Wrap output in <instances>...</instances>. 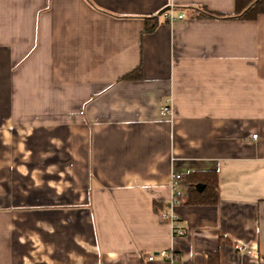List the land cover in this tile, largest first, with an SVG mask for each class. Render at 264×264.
Wrapping results in <instances>:
<instances>
[{"label": "crops", "instance_id": "0c3cea01", "mask_svg": "<svg viewBox=\"0 0 264 264\" xmlns=\"http://www.w3.org/2000/svg\"><path fill=\"white\" fill-rule=\"evenodd\" d=\"M203 8L234 0H0V264H264V14Z\"/></svg>", "mask_w": 264, "mask_h": 264}, {"label": "trees", "instance_id": "16d2710c", "mask_svg": "<svg viewBox=\"0 0 264 264\" xmlns=\"http://www.w3.org/2000/svg\"><path fill=\"white\" fill-rule=\"evenodd\" d=\"M166 10V9H165ZM164 11V10H163ZM159 14L145 20L144 33L152 32L158 23ZM203 13L197 16L210 17H234L242 20H255L259 15L264 14V0H234V11L232 14H223L202 9ZM141 67L125 74L122 79L135 80L141 78ZM181 186H185L184 194L178 193L179 204L185 205H214L218 200L217 174L214 170L188 173L182 177ZM209 264H219V257L216 251L209 252Z\"/></svg>", "mask_w": 264, "mask_h": 264}, {"label": "built area", "instance_id": "2783aa9c", "mask_svg": "<svg viewBox=\"0 0 264 264\" xmlns=\"http://www.w3.org/2000/svg\"><path fill=\"white\" fill-rule=\"evenodd\" d=\"M161 16H163V18L168 23H172L173 21L181 20L185 18V14H183L182 12L174 13L172 9L164 10ZM161 111L163 114L171 113V105H170L169 100L165 101L164 105L162 106ZM253 137H256V135H254ZM181 180H182L181 174L176 173V172L171 173L169 187H170V192H171L170 204L172 207L180 203L177 197V194L179 193L180 188H181ZM158 217L160 221L169 224L173 236H183L184 235L185 229L182 226L180 219L178 218L176 214L173 213V211H170V212L161 211L159 212ZM234 249L239 253H242V252L250 253L251 252L249 250H246L241 245H234ZM156 256L162 259H167L170 262H174L177 259L176 255H174L173 252L167 251V250L159 251ZM154 258L155 256L151 255L148 257V260L152 261Z\"/></svg>", "mask_w": 264, "mask_h": 264}]
</instances>
